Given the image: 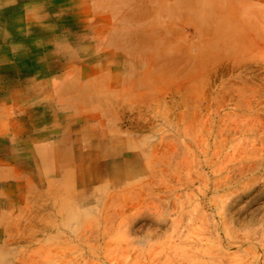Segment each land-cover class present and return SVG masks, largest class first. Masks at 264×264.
Returning a JSON list of instances; mask_svg holds the SVG:
<instances>
[{"label":"rangeland","instance_id":"1","mask_svg":"<svg viewBox=\"0 0 264 264\" xmlns=\"http://www.w3.org/2000/svg\"><path fill=\"white\" fill-rule=\"evenodd\" d=\"M74 14L57 33L119 75L13 190L0 264H264V0Z\"/></svg>","mask_w":264,"mask_h":264},{"label":"crops","instance_id":"2","mask_svg":"<svg viewBox=\"0 0 264 264\" xmlns=\"http://www.w3.org/2000/svg\"><path fill=\"white\" fill-rule=\"evenodd\" d=\"M4 1L9 10L0 14V29L10 30L6 31V37L0 33L2 216L11 212L9 199L20 184L21 187L22 184L25 186L24 181L28 179L24 177H29L27 174L39 170H55L56 162L52 159L55 145L51 141L69 138L66 137L65 127L70 123V117L83 114L87 103L96 99V92L99 87H103L104 81L119 75L117 67L114 69L109 66L113 57L110 54L101 57L98 45L85 46L89 53L80 52L84 46L78 48L79 53H73L65 38L57 33L56 24L63 23L65 27H69L72 16L78 12H82V15L77 16L74 26L106 23L107 21L98 19L99 11L104 9L127 11V19L121 20L127 22L132 18L130 13L147 6V0ZM45 8L48 12L55 13L54 16L59 21H46L41 16V12L46 11ZM20 12L24 20L10 19L13 13ZM94 32L95 36L99 35L97 29ZM11 50H15V53H8ZM2 207L4 211L1 210Z\"/></svg>","mask_w":264,"mask_h":264},{"label":"bare ground","instance_id":"3","mask_svg":"<svg viewBox=\"0 0 264 264\" xmlns=\"http://www.w3.org/2000/svg\"><path fill=\"white\" fill-rule=\"evenodd\" d=\"M46 2V1H45ZM23 3V2H22ZM31 3V2H30ZM6 4H7V2H6ZM35 4V3H34ZM42 6V5H41ZM44 6V5H43ZM22 7V6H21ZM30 7V6H29ZM24 9H25V6H24ZM9 9H8V7H6L5 6V1L4 0H0V14L1 13H3V12H7ZM11 10V9H10ZM49 13V12H48ZM11 15H12V13H11ZM9 19V18H8ZM10 19H12V20H14V21H19V20H24V16H22V13L20 12V13H13V16L10 18ZM48 20V19H47ZM14 21H13V23H14ZM10 23H12V21L10 22ZM17 24V23H16ZM19 27H21V26H19ZM37 27V26H36ZM17 28V27H16ZM12 29V28H11ZM14 29V28H13ZM19 29V28H18ZM27 30V29H26ZM14 31V30H13ZM5 32V31H4ZM18 32V31H17ZM46 32V31H45ZM48 33V32H47ZM6 34V33H5ZM44 35V34H43ZM39 36V35H38ZM17 37V36H16ZM19 37V36H18ZM22 38V37H21ZM20 38V39H21ZM49 38V37H48ZM19 39V40H20ZM33 39V38H32ZM2 41V40H1ZM2 44V43H1ZM13 44V43H12ZM10 46V45H9ZM6 50V49H5ZM1 55V54H0ZM1 58H3V57H1ZM1 63V62H0ZM13 69V68H12ZM9 70V69H8ZM14 78H16V77H14ZM2 80H4L3 78H2ZM8 80V79H7ZM12 81H13V79H12ZM17 82V81H16ZM12 85V84H11ZM17 86V85H16ZM15 86V87H16ZM25 99V98H24ZM36 150V149H35ZM38 150V149H37ZM39 152V151H38ZM37 152V153H38ZM38 159V158H37ZM39 162V161H38ZM110 163V162H109Z\"/></svg>","mask_w":264,"mask_h":264}]
</instances>
